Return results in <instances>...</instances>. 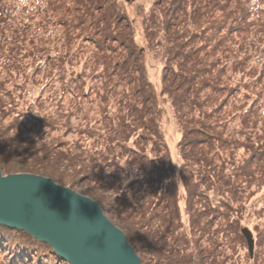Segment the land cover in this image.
<instances>
[{
  "label": "trees",
  "instance_id": "16d2710c",
  "mask_svg": "<svg viewBox=\"0 0 264 264\" xmlns=\"http://www.w3.org/2000/svg\"><path fill=\"white\" fill-rule=\"evenodd\" d=\"M0 170L92 198L140 264H264V0H0ZM0 264L70 263L0 225Z\"/></svg>",
  "mask_w": 264,
  "mask_h": 264
},
{
  "label": "water",
  "instance_id": "95a60500",
  "mask_svg": "<svg viewBox=\"0 0 264 264\" xmlns=\"http://www.w3.org/2000/svg\"><path fill=\"white\" fill-rule=\"evenodd\" d=\"M0 225L49 244L70 264H140L96 201L43 175L0 170ZM242 233L252 255L251 233Z\"/></svg>",
  "mask_w": 264,
  "mask_h": 264
},
{
  "label": "rangeland",
  "instance_id": "374dc122",
  "mask_svg": "<svg viewBox=\"0 0 264 264\" xmlns=\"http://www.w3.org/2000/svg\"><path fill=\"white\" fill-rule=\"evenodd\" d=\"M147 63H148V70H149L148 72H149L150 77H152V79L155 81V83H158L159 73H160L159 63L152 62L149 60L147 61ZM161 126H162V129L164 130V134H165L166 141L168 143L170 152L174 156L175 143H176L178 137H177V132H176L175 127H174L172 110L166 104L163 106V113H162V117H161ZM243 211H244V209H243ZM246 224L249 225V223L244 218L242 225H246Z\"/></svg>",
  "mask_w": 264,
  "mask_h": 264
}]
</instances>
